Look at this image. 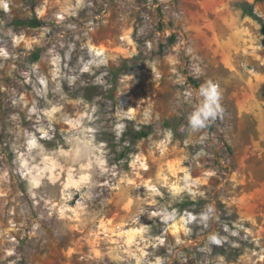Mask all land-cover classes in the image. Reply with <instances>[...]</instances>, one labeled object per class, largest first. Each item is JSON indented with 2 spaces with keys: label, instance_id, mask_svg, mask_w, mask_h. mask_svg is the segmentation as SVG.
I'll list each match as a JSON object with an SVG mask.
<instances>
[{
  "label": "rangeland",
  "instance_id": "374dc122",
  "mask_svg": "<svg viewBox=\"0 0 264 264\" xmlns=\"http://www.w3.org/2000/svg\"><path fill=\"white\" fill-rule=\"evenodd\" d=\"M262 76L264 0H1L0 264H264Z\"/></svg>",
  "mask_w": 264,
  "mask_h": 264
},
{
  "label": "crops",
  "instance_id": "0c3cea01",
  "mask_svg": "<svg viewBox=\"0 0 264 264\" xmlns=\"http://www.w3.org/2000/svg\"><path fill=\"white\" fill-rule=\"evenodd\" d=\"M240 110L244 117H248L251 125L258 127L257 133L261 136L252 140L259 151L264 150V76L259 78L257 83L252 84L251 92L247 91L243 95L240 100Z\"/></svg>",
  "mask_w": 264,
  "mask_h": 264
},
{
  "label": "clouds",
  "instance_id": "9594fccd",
  "mask_svg": "<svg viewBox=\"0 0 264 264\" xmlns=\"http://www.w3.org/2000/svg\"><path fill=\"white\" fill-rule=\"evenodd\" d=\"M202 97L201 103L189 116V125L193 130L205 127L214 121L217 116L223 114L221 106V93L218 86L212 81H208L199 90ZM215 239V238H213Z\"/></svg>",
  "mask_w": 264,
  "mask_h": 264
},
{
  "label": "trees",
  "instance_id": "16d2710c",
  "mask_svg": "<svg viewBox=\"0 0 264 264\" xmlns=\"http://www.w3.org/2000/svg\"><path fill=\"white\" fill-rule=\"evenodd\" d=\"M256 1H261V0H256ZM244 16H250V17H255L258 18L256 13L254 12V6L253 4L245 3V9L243 11ZM14 25L16 27H27L31 29H37L41 28L45 25L44 20H42L36 13H34L30 18L24 19V20H16L14 22ZM152 131L151 126H147V130L140 131L136 134V139L141 140L150 135ZM2 143V136L0 135V145Z\"/></svg>",
  "mask_w": 264,
  "mask_h": 264
}]
</instances>
